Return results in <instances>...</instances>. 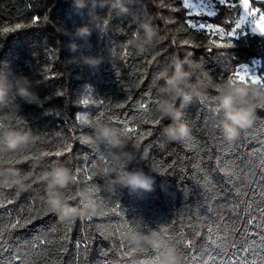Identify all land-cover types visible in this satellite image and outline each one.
<instances>
[{
    "label": "trees",
    "instance_id": "1",
    "mask_svg": "<svg viewBox=\"0 0 264 264\" xmlns=\"http://www.w3.org/2000/svg\"><path fill=\"white\" fill-rule=\"evenodd\" d=\"M83 3L80 7L77 0H0V137L9 131L25 134V142L14 151L0 149V174L17 169L24 176L25 186L18 189L16 204L9 206L24 209L31 201L45 199L47 204L45 175L55 162L64 164L73 179L59 191L70 204L81 207L91 203L95 211L83 227L81 218L85 217L75 219L66 250L56 264H118L116 257L121 253L113 257L112 249L122 240L137 248L129 239L134 234L155 235L160 248L163 237L155 231L158 226L184 232L193 226L203 230L205 218L210 216L207 207H213L216 217L235 210L238 199L226 190L221 193L223 177L212 160L217 155L213 140L217 129L212 121L219 125L221 118L217 98L221 85H217L243 65L264 79V36L242 25L231 38L205 40L203 46L190 47L192 38L184 26V12L173 0H125L127 14L109 11V0ZM256 6L264 9V5ZM141 16L152 19L157 32L155 39L142 47L133 39ZM233 19L225 10L215 18L214 27L227 32L234 27ZM84 25L90 36L78 35ZM185 40L189 44H184ZM229 43L233 46H217ZM175 55L187 61L185 67L192 80L205 89L190 103L176 101L190 129L188 136L195 143L188 136L180 142H167L163 128L169 121L164 119L155 127L148 122L158 115L160 76ZM88 57L100 62L92 66L86 62ZM25 78L37 94L31 103L17 95V85ZM149 97L156 103L145 116L141 104ZM45 111L59 112L60 116L45 118ZM253 114L248 132L251 143L246 147L255 151L264 142V108H255ZM98 121L129 139L134 159L128 170L142 169L149 174L153 178L151 190L112 182L116 166L103 143L95 134L90 135ZM118 121H126L125 126L134 127L139 134L125 135ZM196 125L200 127L193 132ZM203 144L211 145L210 149L205 151L200 147ZM65 150L59 157L43 155ZM201 157L207 158L203 164ZM242 179L251 183L252 177L245 174ZM4 186L10 185L0 183ZM15 189H4L5 198L15 196ZM36 211L43 218L18 233L22 244L47 235L46 230L63 231L56 214L43 215L38 203ZM145 225L151 230H140ZM83 234L88 236V247L79 252L75 242ZM131 259L132 264H143L142 257Z\"/></svg>",
    "mask_w": 264,
    "mask_h": 264
},
{
    "label": "snow or ice",
    "instance_id": "2",
    "mask_svg": "<svg viewBox=\"0 0 264 264\" xmlns=\"http://www.w3.org/2000/svg\"><path fill=\"white\" fill-rule=\"evenodd\" d=\"M173 3L177 9L184 12V26L189 30L188 35L192 38V43L189 44L187 40L183 43L189 44L190 47L203 46L205 40L223 41L226 37L231 38L237 29L249 21V18L253 25L251 31L264 36V9L255 7L264 5V0H173ZM225 10L230 11L234 18V27L227 32L223 28L214 27L215 18ZM217 46L233 45L229 43ZM230 78L234 82H255L264 87V79L250 75L246 66H242V70L236 68ZM222 84L223 82L219 83L217 87ZM155 103L156 101L150 97L142 102L143 115H150V108ZM256 108H264V105H258ZM42 115L45 118L51 115L59 117L60 113L45 111ZM253 116L252 113L250 125L243 129V138L237 137L231 142L219 134V125L212 121V127L217 129V135L213 137L216 141L217 155L212 157V160L215 162V170L223 177L221 181L223 188L220 191L224 193L226 190L228 195L238 199V204L234 206L235 210L216 217L213 207H207L210 216H206L203 230L193 226L190 231L184 232L158 226V230L155 231L163 237V244L157 249L134 248L122 240L111 252L113 257H116V253H121V256L116 257L118 264H132V257L136 259L142 257L143 264H160L161 260L168 259L169 254L176 257V264H264V142L255 151L246 147L251 143L248 132L254 123ZM148 122L155 127L161 124L162 119L158 114ZM118 123L124 128L125 135L139 134L134 127H126V121ZM198 127L200 125H196L193 132ZM151 134L149 131L148 135ZM188 138L195 143L192 136ZM200 147L207 151L211 145L203 144ZM66 151L45 152L43 155L59 157L65 155ZM205 159L207 158L201 157L202 164ZM245 174L252 177L251 183L243 181L242 177ZM74 178L76 180V176ZM13 188L0 187V264H56V261L60 260V254L66 250L65 245L76 218L60 219L59 227L63 229L62 232L46 230L47 235H38L30 243L22 244L17 238L18 233L35 223L37 219L43 218L36 211L37 203L43 215L52 212L45 199L29 202L28 208L21 209L17 206L10 209V205L16 204L19 190L15 189V196L12 198H5L3 190ZM66 195L70 199L71 194ZM91 220L92 215L81 218L82 227ZM132 227L127 228V233ZM140 230L151 229L145 225ZM190 236L192 238H189ZM75 247L79 252L86 251L87 234H83L82 238L75 242Z\"/></svg>",
    "mask_w": 264,
    "mask_h": 264
},
{
    "label": "clouds",
    "instance_id": "3",
    "mask_svg": "<svg viewBox=\"0 0 264 264\" xmlns=\"http://www.w3.org/2000/svg\"><path fill=\"white\" fill-rule=\"evenodd\" d=\"M77 5L84 6L83 0H77ZM109 11H118L120 14L129 12L125 0H109ZM78 35L90 36L91 31L87 25L78 29ZM157 36L152 19L141 16L136 20L133 39L138 46L151 43ZM92 66L100 62L95 57L86 58ZM187 61L179 55L173 56L170 67L165 70L160 79L163 83L158 86L159 99L156 111L162 120L169 123L163 128V136L167 142H180L189 135L190 129L182 120V112L177 107L176 101L190 103L194 98L199 99L205 89L199 81L192 80V74L186 70ZM190 67V65H189ZM221 118L219 128L227 140H234L240 131L251 123V116L258 105H264V87L255 82H234L228 78L217 89ZM17 95L31 103L36 95L30 88L26 78L17 85ZM96 138L103 143L106 152L116 166L113 171L112 182L121 187L132 189L151 190L153 178L142 169L128 170V164L134 159V154L129 150V139L122 137L118 130L108 124L96 122L94 127ZM24 133L9 131L0 137V149L14 151L25 141ZM73 176L69 168L60 162H55L45 175L47 182V206L49 210L60 219L86 217L95 211L91 203L81 207L70 204L59 189L67 187L72 182ZM0 183L8 184L17 189L24 188V176L17 169L0 174ZM81 198L84 194L81 193ZM133 245H149L152 248L160 246V241L155 235L134 234L129 237ZM165 264H176V257L170 256Z\"/></svg>",
    "mask_w": 264,
    "mask_h": 264
},
{
    "label": "rangeland",
    "instance_id": "4",
    "mask_svg": "<svg viewBox=\"0 0 264 264\" xmlns=\"http://www.w3.org/2000/svg\"><path fill=\"white\" fill-rule=\"evenodd\" d=\"M255 7H257L256 5H255ZM258 8V7H257ZM243 26H246L250 31H251V28H252V24L250 23V18H249V21L248 22H246V23H244L243 24ZM243 66H246L247 68H248V70H249V74L250 75H254V76H259V77H262L260 74H259V72L258 71H254L252 68H250L248 65H243ZM239 70H242V67L239 69Z\"/></svg>",
    "mask_w": 264,
    "mask_h": 264
}]
</instances>
